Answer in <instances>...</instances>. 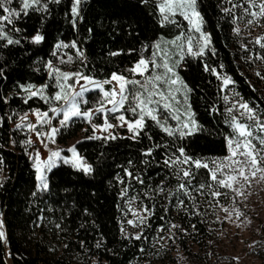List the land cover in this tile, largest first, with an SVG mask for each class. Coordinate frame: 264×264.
Returning <instances> with one entry per match:
<instances>
[{
  "label": "trees",
  "instance_id": "1",
  "mask_svg": "<svg viewBox=\"0 0 264 264\" xmlns=\"http://www.w3.org/2000/svg\"><path fill=\"white\" fill-rule=\"evenodd\" d=\"M227 1L197 0L203 19L202 29L210 35L212 43L201 57L186 55L178 69L180 77L192 89L188 93V104L198 130L183 139H173L146 118V127L138 139L133 140L122 131L117 139L104 141L85 139L91 136L90 129H86L83 121L73 120L61 132L58 143L66 145L82 135L76 148L93 166V171L85 175L69 166L59 165L47 175L48 191H37L35 170L29 159L31 146L21 144L29 134L23 127L16 129L14 124L23 113L30 114L34 108L47 111L51 105L39 98L24 103L25 94H17L19 84H49L46 93H54L55 79L44 67L49 60L56 67L80 71L98 81L108 78L113 71L132 78L126 69L141 55L151 57L152 42L161 38L171 40L181 31L186 33L187 25L177 15L175 24L161 25L153 0H148L147 4L141 0H82L80 18L73 27L71 0H60L59 4L55 0H42V3H48V11L29 10L28 15H21L15 21L20 32H15L12 25L6 26L5 31L21 41L9 45L0 40V68L6 72L5 77H0V117H3L0 119V216L11 264H71L68 255L72 253H79L85 264H131L145 255L159 226L171 223V204H165L155 196L157 189L167 187L172 193L171 200L184 198V192L177 188L182 182L177 169L165 166L163 160L175 151L176 146L185 147L189 155L210 164L227 155L225 137L233 134V129L231 114L226 108H231L232 104L224 99L222 80L206 71L205 64L216 68L221 76H229L235 94L238 93L241 100L247 101L256 114L264 118V94L248 73L246 54L234 38V14L223 11L229 7ZM18 6L19 0H14L12 7ZM37 29L45 36L40 44L26 39ZM59 41L69 46L71 41H76L83 56L72 47L60 52L55 47ZM118 49H123L122 54L109 55ZM129 49L135 51L129 52ZM91 97L92 93L87 95L88 99H95ZM91 107L90 104L85 106ZM234 114L239 117L235 110ZM9 116L12 119H8ZM240 120L246 123L242 117ZM165 142L167 148L163 147ZM155 144L162 147L154 148L150 158L142 156V149ZM142 159L150 162L141 163ZM129 160L133 161L131 166ZM126 167L139 180L125 175L123 169ZM192 171L195 176L189 188L193 189L201 182L212 183L207 169L193 167ZM124 186L137 190L143 197L145 193L150 195L145 201L152 215L140 239L124 231L127 195H119ZM33 191H37L36 196H32ZM204 192L209 200L213 199L208 194L209 189L205 188ZM191 213L193 218L183 222V228H175L170 240L174 253L172 264H232L229 262L233 259L230 249L217 228L216 212L211 210L209 214L202 205L199 208L191 206ZM57 223L63 230L55 229ZM58 231L64 253L50 256L49 246ZM260 235L257 255L264 264V231ZM0 264H6L2 239Z\"/></svg>",
  "mask_w": 264,
  "mask_h": 264
},
{
  "label": "snow or ice",
  "instance_id": "2",
  "mask_svg": "<svg viewBox=\"0 0 264 264\" xmlns=\"http://www.w3.org/2000/svg\"><path fill=\"white\" fill-rule=\"evenodd\" d=\"M155 11L159 14V23L164 25L166 23L175 24L174 17L178 14L187 21L188 33L183 31L179 32L171 40L163 38L151 43L150 47L153 49L151 57L143 55L133 65L126 69L131 74L125 76L122 73L113 71L110 76L102 81L96 80L94 77L89 76L83 72L76 71H63L61 68L56 67L51 60H49L44 67L49 69V75L55 79L56 91L51 95L46 93V89L50 87L49 84H41L39 86L34 84H19V93L25 94L24 103L32 98H39L46 104L51 105L47 111L40 108L31 109L32 115L35 116V123L28 119V113H23L20 116V122L15 123L16 129L22 127L29 132L34 133L37 140H39L45 147L47 142L55 143L56 136L60 129L68 128L73 122L74 118H83L91 125L93 135L86 136L85 139H101L104 141L115 140L118 138L115 133L117 127H126L128 132L131 133V139L136 140L140 136L143 129L146 127V118H150L157 126L168 136L173 139H183L186 136L192 135L198 130V123L194 119V113L191 106L188 104V93L192 89L180 77L177 67L184 61L186 55L192 57H201L205 54V50L211 46L210 35L203 31V19L200 11L198 10L197 0H153ZM231 3V0H229ZM14 0H0V40H5L7 44H20L19 39H15L5 31L7 25H12L15 32H20V28L15 27V21L21 15H28L29 10L37 12L48 11V3L42 0H19L18 7H12ZM59 4L60 0H55ZM141 3L147 4L148 0H141ZM82 0H71L70 7V22L73 27L76 26L77 20L80 18ZM233 8L243 7V13L234 17V20H246L248 25L264 23V0H242L241 5L232 4ZM225 13H230V9H223ZM179 27V25H177ZM91 31V29H89ZM234 33H239L240 28L234 27ZM192 33H197L193 35ZM32 43L40 44L45 40L44 34L37 29L35 34L26 37ZM255 43L259 44L264 49V36H257ZM72 48L77 49V54L83 56V52L78 49L76 41L70 42ZM176 49L175 56L170 55L171 49ZM63 41H59L55 47H68ZM245 47V45H241ZM147 48L149 45H144ZM129 52H134L135 49H129ZM214 52L215 50L212 49ZM123 49L110 52V56H118L122 54ZM55 55V52L53 53ZM257 59L264 60V55L256 54ZM71 59V58H69ZM222 67V65H221ZM151 69V74L145 77V73ZM159 69H163L162 72ZM205 70L211 71L217 76V79L222 80L221 88H226L229 84L233 83L232 79L227 76H221L216 68H209L205 64ZM258 76L260 73H256ZM5 69L0 68V77H5ZM145 77L143 80L136 79L135 77ZM83 81L84 83H80ZM115 82L110 89H106V84ZM129 86H133L130 88ZM90 89H98L101 97L96 101V106L93 108H84L82 105L87 104L85 93ZM178 94L183 95V100L179 99ZM236 95H239L236 93ZM7 102V97L4 98ZM228 101V97H224ZM127 102V106H126ZM106 105H110L107 107ZM153 105H162L165 110L171 114V119L176 121L173 126L167 122L166 119L161 120L158 118L157 109ZM183 106V111H182ZM234 109H239V117L234 114ZM131 112L132 118H128L125 113ZM226 112L231 114V128L233 134L225 137L228 156H224L222 160H213L211 164L205 162L202 158L193 157L189 155L183 146H176L175 151L163 160L165 166L177 169L178 174L186 178L185 182L178 183V190L183 191L185 195L189 196L193 201L195 197L191 193L199 191L200 195H204V189H209V195L212 197H220L224 195L219 190H215L213 183L201 182L195 189L189 188V183L194 179L195 173L191 170L193 167L197 170L204 168L208 170L210 180L219 185L221 188L231 189L237 195H242L241 188L244 183H248L250 178L255 177L259 172L264 178V147L257 150L253 139H258L261 146H264V136L254 137L253 128L255 127L259 132L264 133V119H260L253 107L247 101H232V107L226 108ZM97 113L103 114V123L93 122V117ZM59 114V115H57ZM109 114H113L117 123H112L109 119ZM59 120V127L53 124V116ZM240 117H247L253 123H242ZM3 119V117H0ZM8 119H12L11 116ZM46 126V130H41ZM151 140L152 137L149 136ZM15 143V142H14ZM21 144L33 145L34 141L31 137L22 140ZM167 142L163 147L167 148ZM162 145L155 144L142 149V156L152 157L154 148H160ZM61 149H52L46 157H42L39 150L33 149L32 155L29 159L33 161L32 167L35 170V178L37 181V191L50 190L49 181L46 175L57 162L62 160L64 164H70L77 171L83 172L85 175L92 173L93 166L89 164L83 156H81L76 148V145H71L67 152L71 153L70 156H62ZM178 153V155H177ZM149 160H141V163H149ZM129 166L133 164L132 160L128 161ZM186 166V167H185ZM123 172L128 177L139 180L129 168H124ZM243 181V183H241ZM143 183V181H140ZM239 185V186H236ZM159 187V186H158ZM163 191V189H159ZM37 191L32 192V196L37 195ZM171 191L169 195H171ZM120 196H125L124 189L119 193ZM138 199V197H133ZM177 205L183 206L184 201L177 198ZM129 211L133 216L137 212L143 211L151 214L150 210L145 207L141 209H133L131 204L128 205ZM87 211V210H85ZM167 211V208L165 209ZM226 211V209H225ZM140 224H144L146 217H138ZM163 219V217L161 218ZM129 225L135 226L136 220L128 219ZM39 226V225H37ZM178 225L173 224L172 228H177ZM4 222L0 221V239L5 238L3 230ZM56 228L63 230L62 225L57 223ZM163 225L159 226L158 230H162ZM123 233V229H121ZM136 239H140V234H136ZM163 239V237H161ZM83 244V242H81ZM99 246V245H97Z\"/></svg>",
  "mask_w": 264,
  "mask_h": 264
},
{
  "label": "rangeland",
  "instance_id": "3",
  "mask_svg": "<svg viewBox=\"0 0 264 264\" xmlns=\"http://www.w3.org/2000/svg\"><path fill=\"white\" fill-rule=\"evenodd\" d=\"M227 2L229 6L228 8L234 14V17L239 16L243 13V7H232V4L241 5L242 0H231V3L228 0ZM177 16H179L187 25V21L184 20L182 16L178 14ZM234 27L240 28V32L238 34L233 32V35L236 40V43L246 54V61L248 64L247 67L249 69L248 73L254 77V83L258 85V87L262 90L264 94V60L256 58L257 53L264 55V49H262L259 44L255 43V38L257 36H264V23L259 25H248L246 20L237 19L234 20L233 28ZM185 34H189L188 31ZM192 34L198 36L197 33ZM241 45H245L246 48L242 47ZM168 47L171 49L170 55H173V59H176L177 57L174 55L176 49L172 48L171 45H168ZM65 48L67 47H60L59 51L63 52ZM68 48H71V45L68 46ZM73 49L74 52H76V49ZM179 66L177 67V71L179 69ZM61 69L63 71H69L64 70L63 68ZM151 71L152 70L149 69L145 73V77L150 75ZM159 71L162 72L163 69H159ZM256 73H260V75L258 76ZM145 77L137 76L135 78L143 80ZM80 83L84 82L81 81ZM113 84H115V82H112L111 84H106L104 87L106 89H110ZM230 86L231 84L224 88V90L226 96L228 97V102L232 104L233 100L240 101L241 99L235 94L234 90ZM129 87L132 88L133 86ZM90 93H92L91 99L95 98L94 100H90L87 98V95ZM178 96L179 99L182 101L183 95L178 94ZM100 97L101 93L98 89H90L89 92L85 93V99L87 100V104H90V106H92L91 108L96 106V101L99 100ZM86 105H82V107L85 108ZM106 106L110 107V105ZM152 107L157 109V112L159 114L158 118H160L161 120L166 119L167 122L173 126L176 124V121L171 119V114L169 113V111L165 110L162 105H153ZM234 110L238 114L240 113L239 109ZM125 114L128 118H132L131 112H127ZM258 117L260 119H264L260 116ZM242 118L246 121V124L253 123L252 121H249L247 117ZM28 119L35 123V116L32 115V113L28 114ZM109 119L112 123H117L113 117V114H109ZM73 120L83 121L86 125V129L89 128L91 131V136L93 135L91 125L86 122L83 118H74ZM97 121H99V123H103V114L97 113V115L93 117V122L97 123ZM19 122L20 119L18 123ZM53 124L59 127V120L56 118L55 115L53 116ZM64 129L66 128H62L58 132L55 143H52L51 141L47 142V147H45L44 144H42L39 140L36 139L34 133H31L26 129L29 134V137H31L34 141V144L31 145L29 157L30 155H32L33 149L39 150L42 157H46L50 150L57 148L63 150L62 156H70L71 153H68L67 149L73 144L76 145L82 140L83 137L82 135H79L76 139L69 141L66 145H60L58 143V138ZM41 130H46V126ZM252 130L254 133V137L264 136V133L259 132L255 127ZM122 131H124L127 136L131 137V133L128 132L126 127H117L115 129V133L117 134V136H120ZM253 143L256 145L257 150H260L262 147H264L259 144L258 139L254 138ZM228 155L229 153L227 151L226 156ZM261 155H264V152H261ZM222 158L217 160H222ZM59 165H65L73 168L70 164H64L62 160L58 161L56 166H54L53 168ZM50 171H47L46 175H48ZM179 180L185 182L186 178L179 174ZM212 183L214 184L215 190H219L224 195L220 197H213V199L209 200L206 197L205 192L204 195L201 196L199 191L194 190L191 193V195L195 197L194 201L185 194L184 198L181 197V199L184 201L183 206H178L177 200H171V195H169L170 190L167 187H159L155 193V196L160 197L163 203L171 204V223L170 225H164V228L162 230H158L159 228L156 230L152 240L150 241L148 251L145 253V255L135 260L131 264H172L171 259L174 256V253L170 246V240L173 238L172 236L175 232V228H172V225L175 224L178 225L180 228H183L184 225H182V223L193 218V215L191 213V206L199 208L202 205L204 206V210H207L209 214L211 210L216 212L215 221L217 222L219 234L226 246H228V248L230 249V255L233 257V259L229 262L232 264H261V261L257 255V250L259 249L260 236H262L260 234L262 233V231H264V178H262L261 173L258 172L255 177L250 178V181L248 183L243 184V187L241 188L242 195H237L231 189L221 188L219 187V185H215L214 182ZM241 183H243V181H241ZM161 188L163 189V191L159 190ZM123 189L125 190L127 195L125 209L123 212L124 231L131 232L132 234H134V237L136 236V234H140L141 236L144 232L145 225L147 224L149 218L152 215V210L148 207V203L145 201V199L148 198L150 195L145 193L143 197L137 190H132L130 186H124ZM133 197H138V199H133ZM129 203L131 204V207L133 209L142 210L143 208L147 207L150 210L151 214L149 215L148 213L139 211L137 212L136 216H133L132 212L129 211ZM138 217H146L145 223L140 224ZM128 219L136 220L135 226L129 225L127 223ZM0 221H3L1 216ZM55 229L57 230V228ZM3 230L5 232V238L2 240L5 244L6 264H11V260L9 258V250L6 244L5 227L3 228ZM59 235L60 231L56 232L54 237L53 235L51 236L53 237V239L51 245L49 246L50 256H61V254L64 253V246L61 243ZM161 237H163V239H161ZM68 258L69 260H71V264H85V260H82L80 258L79 253H72L71 255H68Z\"/></svg>",
  "mask_w": 264,
  "mask_h": 264
}]
</instances>
